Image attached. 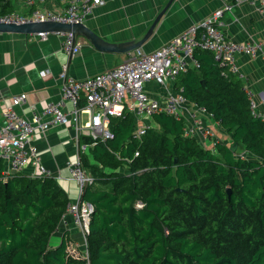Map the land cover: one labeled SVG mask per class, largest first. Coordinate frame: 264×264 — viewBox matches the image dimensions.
<instances>
[{
    "label": "trees",
    "instance_id": "trees-1",
    "mask_svg": "<svg viewBox=\"0 0 264 264\" xmlns=\"http://www.w3.org/2000/svg\"><path fill=\"white\" fill-rule=\"evenodd\" d=\"M12 9L0 0V14ZM194 55L199 66L175 86L232 143L203 147L164 112L138 138L129 111L112 116L114 137L89 147L94 163L82 156L94 179L82 195L93 207L82 257L69 253L66 234L51 245L70 202L55 179L5 176L0 159V264H264V122L237 74L206 50Z\"/></svg>",
    "mask_w": 264,
    "mask_h": 264
},
{
    "label": "crops",
    "instance_id": "crops-1",
    "mask_svg": "<svg viewBox=\"0 0 264 264\" xmlns=\"http://www.w3.org/2000/svg\"><path fill=\"white\" fill-rule=\"evenodd\" d=\"M167 1L104 0L103 4L92 7L83 22L109 42L138 40L146 33ZM229 1L234 0H173L149 38L140 47L146 52L160 47ZM10 4L14 12L22 14L29 13L36 7L51 12H64L66 0H34L33 2L10 0ZM257 5L243 1L224 14L222 31L228 39L264 42V17L260 14ZM63 39L62 33L55 32H49L45 39L37 34L0 32V125L3 109L20 93L26 94V102L16 106L15 109L20 115L29 119H32V115L39 113L49 102L59 100L63 85L60 74L64 65L67 75L81 79L115 66L128 55V53L99 51L82 35L76 36L81 46L80 50L69 53L63 49ZM236 58L243 86L253 93L258 108L263 111L264 51L254 57L240 53ZM175 84L176 81L165 84L149 81L146 83V90L150 97L162 100L168 94L178 92ZM69 107L67 104V109ZM188 110L195 111L197 117L210 126L224 143H232L228 130L212 116L191 104H185V116H188ZM79 117L81 123L88 120L87 113H82ZM141 122L150 123L151 126L154 124L152 118H144ZM136 123H139L138 119ZM76 134L75 125L69 119L66 124L35 130L29 142L30 146L37 149L42 164L51 172L49 177L55 179L69 201L75 200L79 195L78 183L71 177L66 166L68 161H75L80 156ZM87 138L88 136L83 135L80 139ZM197 141L202 143L201 138ZM237 154L255 158L244 150H240ZM83 155L87 156L90 163H94L89 151L82 153L80 157ZM3 164L5 172L8 165L6 161H3ZM33 172L38 173V170L28 164L20 173L33 177L31 175ZM64 234L68 244H78L82 238L81 230L67 219L66 223L60 222L58 229L52 234L51 245L59 244Z\"/></svg>",
    "mask_w": 264,
    "mask_h": 264
},
{
    "label": "built area",
    "instance_id": "built-area-1",
    "mask_svg": "<svg viewBox=\"0 0 264 264\" xmlns=\"http://www.w3.org/2000/svg\"><path fill=\"white\" fill-rule=\"evenodd\" d=\"M33 1L29 0V2ZM243 1L257 3V8L264 17V0L229 1L160 47L150 52L144 51L141 47L135 48L128 52L123 61L100 73L77 79L67 75L64 65L60 74L63 79L60 99L49 102L39 113L32 115V119L16 111V106L25 104L26 94L16 95L3 109L0 125V159L6 161L8 165L4 172L5 176L20 173L28 164L38 170V173L31 174L33 177L51 175V172L42 164L37 149L29 145L35 130L66 124L71 119L77 130V148L81 156L82 153L88 152L90 146L98 142H106L114 137L109 128L110 118L123 116L125 110L131 112L139 121L134 130L138 138L152 127L150 123L141 121L164 112L184 122V135L201 138L203 147L215 150L217 144L223 141L215 135L211 127L198 118L193 110L187 111L188 116L184 114L185 104H191L198 110L208 113L204 106L187 99L180 91L181 89L174 94H168L162 100L152 98L146 90V83L149 81L157 84L174 82L183 71L188 68H197L199 61L194 55L196 50L210 52L213 61L224 74L230 72L240 77L237 55L244 53L254 57L261 55L264 51V42L234 41L228 39L222 31L224 14ZM103 3L104 0H66L64 12H51L36 7L26 14L18 12L0 14V23L83 22L93 6ZM48 33L36 34L45 39ZM62 34L64 35L62 43L64 51L73 53L80 50L81 46L74 33L69 31ZM244 90L252 116L264 122V110L258 108L253 93L245 87ZM67 104L70 106L68 109ZM82 113L88 115V120L84 123L80 122L79 116ZM208 114L211 116L210 113ZM83 135L88 136L92 141L88 143L80 139ZM136 155L138 152H135L134 156ZM80 156L66 164L71 177L78 183L79 195L75 200L68 202L61 222L66 223L69 219L72 225L78 227L86 246V235L93 207L82 199V195L94 179L87 172Z\"/></svg>",
    "mask_w": 264,
    "mask_h": 264
},
{
    "label": "water",
    "instance_id": "water-1",
    "mask_svg": "<svg viewBox=\"0 0 264 264\" xmlns=\"http://www.w3.org/2000/svg\"><path fill=\"white\" fill-rule=\"evenodd\" d=\"M173 0H168L164 8L155 17L150 27L146 33L138 40L130 39L121 42H109L97 34L94 30L88 27L84 22H74V23H59L53 21H43V22H27L22 24L13 23H0V32H12V33H22V34H36L39 32H72L76 36L82 35L87 39L93 46L102 52H114V53H128L135 48L142 46V44L149 38L155 25L171 4ZM237 144L232 145V150H235ZM230 190L228 189V192Z\"/></svg>",
    "mask_w": 264,
    "mask_h": 264
},
{
    "label": "rangeland",
    "instance_id": "rangeland-1",
    "mask_svg": "<svg viewBox=\"0 0 264 264\" xmlns=\"http://www.w3.org/2000/svg\"><path fill=\"white\" fill-rule=\"evenodd\" d=\"M53 240V239H52ZM67 250L69 251V253L75 255V256H80L82 257L83 254H85L86 251V246L84 243V239L81 238V240L79 241V243H69Z\"/></svg>",
    "mask_w": 264,
    "mask_h": 264
}]
</instances>
